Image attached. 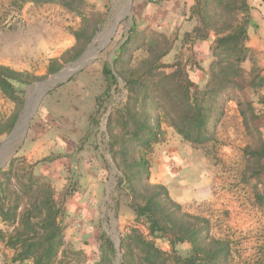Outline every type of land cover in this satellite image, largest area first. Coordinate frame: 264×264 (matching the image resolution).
Here are the masks:
<instances>
[{
	"label": "trees",
	"instance_id": "obj_1",
	"mask_svg": "<svg viewBox=\"0 0 264 264\" xmlns=\"http://www.w3.org/2000/svg\"><path fill=\"white\" fill-rule=\"evenodd\" d=\"M23 2L56 3L79 18L72 32L75 43L63 60L67 55L78 57L104 19L87 0H11L17 6ZM250 9L248 0H192L172 29H129L112 68L103 66L106 93L112 85L116 88L117 77L123 83V97L110 106L105 122L108 153L120 171L115 189L126 197L135 223L146 231L143 236L139 228L131 227L121 235L119 264H238L229 238L215 236L207 217L186 211L164 184L151 180L149 155L163 141L164 127L195 146L215 141L227 104L235 102L247 137L241 181L251 187L255 203L264 210V137L257 125L264 120L260 94L264 71L243 67L252 54L247 44ZM186 21L193 23L189 30L182 28ZM211 35V61L204 70L205 82L198 85L189 76L191 69L202 70L193 45ZM172 51V60L164 61ZM59 66L60 59H51L47 73L54 74ZM41 78L0 64V93L14 104L11 114L0 119V136L10 131L22 108L21 86ZM250 92L258 94L262 114L256 112ZM96 105L102 106L100 98ZM51 161L13 156L0 168V243L10 251L12 264H67L64 219L66 201L74 190L66 185L56 193L50 178L37 170L40 162ZM155 239L165 240L169 250L160 248ZM182 242L189 245L185 255L175 248ZM248 264H264V241Z\"/></svg>",
	"mask_w": 264,
	"mask_h": 264
},
{
	"label": "rangeland",
	"instance_id": "obj_2",
	"mask_svg": "<svg viewBox=\"0 0 264 264\" xmlns=\"http://www.w3.org/2000/svg\"><path fill=\"white\" fill-rule=\"evenodd\" d=\"M87 1L103 13L104 19L83 51L98 48L101 41L107 39L106 34L115 20L122 18L109 43L90 63L44 94L13 156H23L30 162L51 158L49 163L40 162L37 170L50 178L56 193L66 185L74 190L66 201L64 261L67 264H119L116 242L121 235L131 227L139 228L143 236L146 231L135 223L132 211L125 205L126 197L115 189L120 171L108 153L105 122L110 106L122 99L123 86L117 80L116 88L112 85L106 93L102 68L105 64L112 68L116 49L132 27L162 30V23L157 19L161 18L164 6L161 0H132L129 17L124 15L128 0ZM253 2L248 0L253 23L249 26L247 44L252 54L243 67L249 71L253 65L263 72L264 29L260 30L259 25L264 21ZM78 25L79 18L56 3L23 2L17 6L12 5L11 0H0V64L42 76L37 80L41 81L52 76L47 73V67L51 59L57 58L60 59L57 71L62 69L61 74L81 55L61 58L74 45L72 32ZM174 53L172 51L164 61H171ZM26 85L21 86L23 103ZM40 85L38 91L47 89L40 90ZM260 94L264 95V88ZM36 96V89H32L29 111ZM248 96L256 112L262 114L258 94L250 92ZM96 98H100L102 105L98 109ZM13 108L14 104L0 93V119H6ZM257 125L264 137V120L259 119ZM164 130L163 141L156 144L149 155L150 178H160L170 196L186 211L207 217L215 236L230 239L234 261L248 264L263 245L264 210L255 203L251 187L241 181L245 164L242 148L247 137L235 102L227 104L217 125L216 140L204 146L182 140L170 128L164 127ZM7 134L0 136V143ZM155 243L169 250L165 240L155 239ZM175 248L178 254L185 255L189 245L182 242ZM9 256L10 251L0 243V264H6Z\"/></svg>",
	"mask_w": 264,
	"mask_h": 264
},
{
	"label": "crops",
	"instance_id": "obj_3",
	"mask_svg": "<svg viewBox=\"0 0 264 264\" xmlns=\"http://www.w3.org/2000/svg\"><path fill=\"white\" fill-rule=\"evenodd\" d=\"M192 0H161V4L164 6L162 11L161 18L158 17V21L162 23V27L156 26L164 31L168 29H172L174 27V23L178 22L182 17L180 16V12L183 7H189ZM253 4H255V9H257L263 18L264 21V0H254ZM178 19V20H177ZM253 23V19L251 21ZM172 24V27H171ZM178 24V23H177ZM192 22L186 21L182 28L183 30H189L192 26ZM255 25V24H254ZM259 29H264V22L259 25ZM250 32V27L248 28V36ZM213 40V36L211 35L207 40L196 42L193 45V50L195 52L196 59L198 60L202 70L200 69H191L189 71V76L192 81H194L198 85H202L205 82V72L204 70L207 68L209 62L211 61L209 46ZM153 182H163L160 178L153 176L151 179ZM6 264H12L9 260L6 261Z\"/></svg>",
	"mask_w": 264,
	"mask_h": 264
},
{
	"label": "water",
	"instance_id": "obj_4",
	"mask_svg": "<svg viewBox=\"0 0 264 264\" xmlns=\"http://www.w3.org/2000/svg\"><path fill=\"white\" fill-rule=\"evenodd\" d=\"M131 3H132V0H128L127 1L126 10H125V13H124V15H128L129 17H130L129 14H130V9H131ZM114 7H115V4H114ZM121 18L122 17H119V18H117L115 20V23H114L113 27L106 34L107 35V39L104 42H102L101 45L97 48V51L94 54V56L91 59H89L88 61L84 62L83 64H81V65L75 67L74 69H72L63 79L57 81L51 87L45 89L42 92L38 91V85L43 84V83L49 81L50 79L54 78L55 76H57L61 72V70H62L61 69V70L55 72L54 74H52V76H50L49 78H47L45 80L36 81V82H33V83L28 84V85L25 86V98H24V103H23L22 109L18 113L17 118H16V121L14 122V124H13L12 128L10 129V131L8 132L6 138L0 143V151L3 149V147L5 146V144L7 143V141L9 140L11 134L13 133V131L15 130V128L17 127V125L21 121L24 113L26 112L27 107H28L29 98H30V91L32 89H36L37 96H36L35 100L33 101V103L31 102L30 111H29V113L27 114V116L25 117V119L23 121V127H22L21 136H20V140H19L18 144L11 151V153L9 154V156L4 161H2L0 163V168H2L7 163V161L10 159V157H12L16 153L19 145L21 144L23 138L25 137L26 131L28 129V125L30 123V120H31L33 114L35 113V111L37 109V105L40 102V100L42 99V97L44 96V94L48 90H50L53 86L57 85L58 83H62L64 81H66L73 73H75L76 71L80 70L82 67H84L88 63H90L98 55V53L101 51V49H103L109 43V41L111 40L112 34L114 33V31L116 29V26L119 23V21H120ZM129 20H130V18H129ZM126 30H128V29H126ZM98 33H96V35ZM87 50L83 51L81 53L80 57L78 59H76L75 61L71 62V63H74V62L78 61L85 54V52ZM71 63H69V64H71ZM117 80L121 82V79L119 77H117ZM122 86H123V83H122ZM116 247H117V251H118V257L120 258L121 257V254H120V251H119V248H118L119 247V240H117V242H116Z\"/></svg>",
	"mask_w": 264,
	"mask_h": 264
},
{
	"label": "bare ground",
	"instance_id": "obj_5",
	"mask_svg": "<svg viewBox=\"0 0 264 264\" xmlns=\"http://www.w3.org/2000/svg\"><path fill=\"white\" fill-rule=\"evenodd\" d=\"M96 39L98 40V38H96ZM101 43H102V41H101ZM96 48H90L85 53V55L83 56L82 59L80 58L78 61L72 63L71 68H69L66 71L62 72L61 74L55 76L54 78L50 79L49 81L41 84L39 86L40 90H44L45 88H47L48 86H50L51 83H53L54 81L59 80V79L65 77V75L68 74V72H70L75 67L81 65L80 63L88 61L92 57V55L95 53ZM28 113H29V107H27V110L24 113L21 121L19 122V124L17 125V127L15 128V130L13 131V133L11 134L9 140L7 141V143L5 144V146L3 147V149L0 151V163L2 161H4L9 156V154L13 150V145L16 144V142L20 139L21 131H22V127H23V121H24V119H25V117L27 116ZM18 135H20L19 138H18Z\"/></svg>",
	"mask_w": 264,
	"mask_h": 264
}]
</instances>
